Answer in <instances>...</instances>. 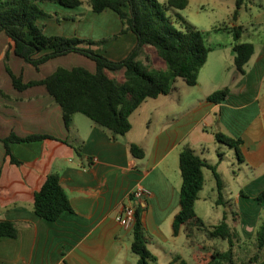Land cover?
Returning a JSON list of instances; mask_svg holds the SVG:
<instances>
[{"label": "crops", "instance_id": "0c3cea01", "mask_svg": "<svg viewBox=\"0 0 264 264\" xmlns=\"http://www.w3.org/2000/svg\"><path fill=\"white\" fill-rule=\"evenodd\" d=\"M38 5L46 14L64 15L66 19L61 24L54 23L56 30L50 32L63 37L97 40L121 30L118 15L109 9L95 13L86 7L64 8L48 1H40ZM241 8L236 15L233 11L231 27L241 26L242 36L256 39L257 44L242 73L234 68V56L232 64L222 70L219 86L211 92L227 89L226 98L218 104L209 102L210 92L193 107H188L184 100L176 112L169 104L170 111L161 116L160 127L153 131L151 121L141 111L149 100L146 99L131 114L129 132L115 139L92 121L85 133L79 128L72 131L73 118L65 128L60 106L44 87L37 85L17 91L5 68L4 56L8 51L5 36L0 34V221H9L17 228L14 238L0 237V264H135L138 257L130 251L133 227H121L115 217L131 204V192L138 185L151 192V196L138 202L139 220L148 239L147 249L157 263L158 253L150 247L159 246L167 257L165 264H169L174 256H182L175 243L181 232L188 238L187 247H191V233L188 237L185 225L176 237L171 229L180 197L178 156L184 145H189L195 154L213 165L222 191L225 189L223 156L226 152L217 145L214 133L242 141V161H231L232 169L228 168V172L239 188L238 195L232 198L239 214L237 229L244 239L253 235L262 208L255 196L264 190V32L259 27L264 24V12L248 21L253 29V34L248 35ZM44 21L45 18H39L37 23L44 28ZM135 39L128 31L100 50L113 61L121 60L132 50ZM228 45L232 51L233 43ZM7 56L9 69L23 83L44 79L58 66L67 69L83 66L94 72V64L87 63L85 67L82 62L88 59L78 54L54 58L39 69L14 54ZM154 56L146 54L145 61L141 62L146 64ZM175 90L174 86L172 92ZM134 123L141 128L136 135L131 133ZM10 133L17 137L36 134L50 138L9 145L13 157L20 162L12 164L1 141ZM131 144L145 150L143 158L130 155ZM212 150L217 158L211 155ZM205 153L209 157H204ZM51 173L59 176L72 208L56 221L36 217L32 209L34 193ZM203 175V188L194 205L198 218L199 201L205 198V176H213L216 189L213 172L204 168ZM164 224L167 229L161 227ZM200 247L197 253L192 249L191 257L199 254Z\"/></svg>", "mask_w": 264, "mask_h": 264}, {"label": "trees", "instance_id": "16d2710c", "mask_svg": "<svg viewBox=\"0 0 264 264\" xmlns=\"http://www.w3.org/2000/svg\"><path fill=\"white\" fill-rule=\"evenodd\" d=\"M40 1L55 2L64 8L86 4L95 13L109 9L118 15L121 30L113 36L95 41L78 37L65 38L60 35L46 36L36 23L39 18L50 17L39 7ZM187 4V0H165L162 4L155 3L154 0H0V34L5 36L8 51L4 56L5 68L17 91L37 85L44 87L60 106L65 128L69 127L73 116L80 113L115 139L129 132L132 128L131 114L146 99L167 95L173 90L178 79L188 86L197 84L198 72L206 63L211 47L205 45L204 33L188 24L176 29L172 25L173 17L166 14L172 8L184 10ZM241 4L242 0H235L234 15ZM177 19L181 21L182 18ZM128 31L135 35V45L123 59L113 61L94 50L102 44H109ZM230 32L234 39V68L242 73L243 67L253 54V45L240 42L243 32L241 26L231 28ZM144 46H152L155 50V56L148 58L146 64L140 60ZM8 53L14 54L35 69L54 58L78 54L94 64V72L83 66L69 69L58 66L44 79L23 83L21 77H16L9 69ZM119 72L123 74L121 83L110 75ZM226 95L227 89L216 90L208 95L207 101L218 104ZM214 137L217 143L233 148L238 161H242L240 139L222 133H214ZM48 138L50 137L47 135L36 134L17 137L10 133L1 141L5 155L12 164H19L10 151V144L37 142ZM75 150L82 157L79 149ZM128 151L133 157L141 159L145 150L131 144ZM178 163L181 186L178 211L171 224L173 236H178L181 227L185 225L188 237L193 227L196 230H205L210 238L226 240L228 247L223 252L194 255L192 263L181 255H176L169 264H237L233 251L237 238L235 231L239 224L237 208L234 207L235 211H232L231 225L226 223L224 214L221 222L208 228L197 217L194 209L195 201L203 188L204 168L213 172L217 191L216 204L230 209L229 201L223 198L221 182L215 168L195 154L187 144L179 153ZM241 195L245 194L241 192ZM255 200L262 207L252 236L255 252L247 262L241 261V264H264V190L255 196ZM32 209L36 217L47 221H56L64 212L72 211L56 173L48 174L40 189L34 193ZM135 214L130 251L138 257L135 264H154L156 257L147 249L148 239L139 220L138 205ZM16 235L17 228L14 224L0 221V237L14 238ZM236 242L238 244L240 239Z\"/></svg>", "mask_w": 264, "mask_h": 264}, {"label": "rangeland", "instance_id": "374dc122", "mask_svg": "<svg viewBox=\"0 0 264 264\" xmlns=\"http://www.w3.org/2000/svg\"><path fill=\"white\" fill-rule=\"evenodd\" d=\"M187 1H188L187 7L184 10H176L172 8L168 10L166 14L173 17L172 25L176 29H179L184 24H188L198 29V31L204 33L206 36L205 45L207 47H211L212 49L208 53L206 63L199 70L200 73L198 72L199 78L197 76L196 85L188 86L181 79H178L174 85L176 87L175 91L172 92L171 90L170 93H168L166 96L164 95L159 96V99H157L156 101L149 98L147 104L142 106L141 109L142 113H144V115L147 116L151 121V131H153L157 127H160L161 123L159 124L158 121L162 115L170 111V109H168L169 104L171 105V110L175 112L178 111L179 108L183 106L182 103L184 100L187 101L188 107L191 106L193 107L197 105L199 100L205 98L208 93L213 91V89H215L216 87L218 88L220 83L219 76L222 74V70L229 63L232 64L231 57H233L234 54L232 53V51H230L228 44L234 43L233 35L230 32V30L232 28L231 27L232 13L236 9L235 0H187ZM154 2L158 4H162L164 0H154ZM82 7H86L87 9H89L86 4H83ZM240 7H242L241 11L243 13L244 20L246 21L244 27L247 30L248 35H251L253 34V29L248 21H250L258 13L264 12V0H242V5ZM244 8H247L246 11L244 10ZM85 14H82V16H84ZM49 15L50 17L45 18V21L43 23V25L46 26L44 28H46L48 31H46V29H44L37 22L36 23L38 26L42 28L46 36L57 35L54 33H50L53 32V30H56L54 23L59 22L58 24H61L63 22L62 20L66 18L64 17V15H58V14L56 15L49 14ZM177 18H182V19L181 21H179ZM83 26L84 28L86 27L85 22L83 23ZM259 27H260V32L263 33L264 24H260ZM73 37H77V36H73ZM65 38H70V37H65ZM240 42L252 43L253 47L254 45L257 44L256 39L248 40L247 35L246 36L241 35ZM106 44H102L99 47L94 48V50H96L101 54H104L103 52H101L100 49ZM142 53L144 54H141L140 60L145 61V55L150 53L155 54V50L152 48V46H145ZM87 63L92 65V62L90 60H87L86 62L85 61L82 62V65L86 67ZM110 75L114 77L118 83H121L123 81V74L120 72L113 73ZM215 75L218 77H216V79L214 80L212 79V76ZM73 120H74L73 125L71 126L72 131L74 128H79L81 130V133H85L86 126L91 123V121L88 118H86L80 113L75 114ZM139 129L141 128L138 125V123H134V128L131 133H134V135H136V133H139L138 132ZM217 145L223 147L224 151L226 152V154L223 156L225 189L222 191V195L225 196L224 197L225 199L228 198L227 201H229L231 206L230 209H228L223 207L222 205L216 204L217 191L216 189H214L213 176L212 175L205 176V185L203 189V197L205 198L200 199L197 213L200 219L202 220V222L204 223V225L206 226V228L210 226L211 227L215 226L219 222H221L224 218V214L226 216V223L231 225L233 219L232 211H235V208H237V206H235L234 208L233 205L234 203L232 201L233 200L232 198L234 197V194L238 195L239 188L238 185H236L235 182H232L231 180L232 173L230 174L228 172V168L232 169V165L230 164V162L238 161V159L236 158V152L234 149L228 146L226 147L223 144L217 143ZM211 155H214V157L217 156L214 150H212ZM203 156L209 157L207 153L203 154ZM161 227L167 229L166 225L165 226L162 225ZM235 233H237L236 241H239L240 239V242H238L237 244V242L234 240L235 247L233 251L237 264H241L242 263L241 261L247 262L248 258L252 255L253 252H255L254 240L252 238L253 235L249 236V238L244 239L240 235L237 227ZM187 241L188 238L183 234V232H181L180 236L175 239L176 246L177 248H179L178 251L182 254L183 257H186L189 263H192V257L194 256L193 255L191 257L192 249H194V252L197 253L199 246H201L199 250L200 251L199 254L204 252H209V253H214L217 251L223 252L226 251L228 247L227 246L228 243L226 240H221L219 238H210L206 234L205 230L198 231L194 228L191 230V238H190L191 243H189L191 246L190 248L187 247L186 245ZM150 249L152 251L154 250L155 253H158V261L156 264H162V263L165 264V262H167V257L165 256V253L163 252V250L160 249L159 246H152L150 247ZM196 253L195 255H199Z\"/></svg>", "mask_w": 264, "mask_h": 264}, {"label": "built area", "instance_id": "2783aa9c", "mask_svg": "<svg viewBox=\"0 0 264 264\" xmlns=\"http://www.w3.org/2000/svg\"><path fill=\"white\" fill-rule=\"evenodd\" d=\"M149 196H151V192L146 189L145 186L138 185L135 187L130 195L131 204L124 207V209L121 210L115 217V220L121 225V227L125 229H130L133 227L136 218V205H138V202L141 198H147Z\"/></svg>", "mask_w": 264, "mask_h": 264}]
</instances>
